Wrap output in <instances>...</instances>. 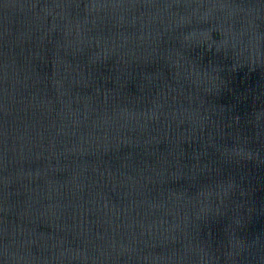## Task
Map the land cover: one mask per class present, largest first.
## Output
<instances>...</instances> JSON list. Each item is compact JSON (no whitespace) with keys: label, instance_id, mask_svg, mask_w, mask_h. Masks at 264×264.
<instances>
[{"label":"water","instance_id":"95a60500","mask_svg":"<svg viewBox=\"0 0 264 264\" xmlns=\"http://www.w3.org/2000/svg\"><path fill=\"white\" fill-rule=\"evenodd\" d=\"M264 172V0H0V238Z\"/></svg>","mask_w":264,"mask_h":264}]
</instances>
